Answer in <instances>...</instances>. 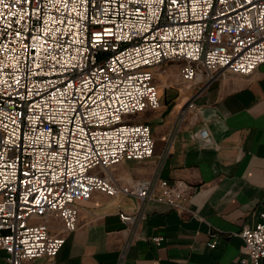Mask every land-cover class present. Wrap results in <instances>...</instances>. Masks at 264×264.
I'll list each match as a JSON object with an SVG mask.
<instances>
[{"label":"built area","instance_id":"obj_1","mask_svg":"<svg viewBox=\"0 0 264 264\" xmlns=\"http://www.w3.org/2000/svg\"><path fill=\"white\" fill-rule=\"evenodd\" d=\"M166 63L203 87L252 75L264 65V0H0L5 264L57 256L65 238L49 221L74 231L79 204L95 192L171 204L173 194L186 196L164 179L127 187L107 173L152 158L151 128L136 117L159 108L154 74ZM241 237L248 257L264 264V226Z\"/></svg>","mask_w":264,"mask_h":264},{"label":"crops","instance_id":"obj_2","mask_svg":"<svg viewBox=\"0 0 264 264\" xmlns=\"http://www.w3.org/2000/svg\"><path fill=\"white\" fill-rule=\"evenodd\" d=\"M167 64L154 74L159 108L146 110L138 121L151 128L153 157L123 162L108 174L123 186L156 175L171 188L187 183L184 209L146 203L131 239L118 214L135 213L140 202L95 192L79 204L75 232H60L59 222L49 221L50 232L64 237L65 244L55 258L31 264H118L129 241L121 264H240L238 233L264 224V65L248 77L226 74L203 87L172 84L169 78L178 76L180 65ZM189 101L195 111L181 120L178 114ZM202 128L209 138L198 137ZM153 236L164 242L156 246ZM213 239L211 250L207 244ZM0 264H5L2 251Z\"/></svg>","mask_w":264,"mask_h":264},{"label":"rangeland","instance_id":"obj_3","mask_svg":"<svg viewBox=\"0 0 264 264\" xmlns=\"http://www.w3.org/2000/svg\"><path fill=\"white\" fill-rule=\"evenodd\" d=\"M170 66V64H167L166 63V65H163L162 67H159L157 70H159V71H163L166 67H169ZM156 70V71H157ZM176 75H177V73H176ZM219 77H217V78H215L214 80H216V79H218ZM213 80V81H214ZM169 82H171L172 84H175V85H177L178 86V84L179 83H183L184 85L186 84V85H195V84H198V85H200L199 83H189V82H187V81H185V80H183L182 79V77H181V74H180V70L178 69V76H173V77H170L169 78ZM212 82V81H211ZM210 83V82H209ZM208 83V84H209ZM202 88V87H201ZM195 108H196V106H195V104L192 102V101H189V102H187V104H186V106H184L182 109H181V111H180V113L178 114V116L181 118V120L187 115V113H188V111H195ZM152 111H155V110H150V111H147V112H145V113H148V112H152ZM145 113H143V114H145ZM142 114V115H143ZM141 114L140 115H138L136 118H137V120L136 121H140L139 120V118L142 116ZM202 129H204V128H202ZM201 130V129H200ZM152 133V132H151ZM199 134V132L197 133V135ZM199 137V136H198ZM200 138V137H199ZM208 138H209V133H208ZM201 139V138H200ZM207 139V138H206ZM167 151V150H166ZM166 151L164 152V154H163V157L162 158H166L168 155H166ZM153 157V156H152ZM151 159V158H150ZM119 165V164H118ZM115 166H117V165H115ZM115 166H113V167H115ZM113 167H111V168H113ZM110 168V169H111ZM109 169V170H110ZM109 170L107 171V173L109 172ZM156 178H160V179H162L159 175H156V176H154L153 178H151V179H144V180H141V181H135V182H132V183H130V184H127V185H124V186H127V187H130V185L133 187V185H135L136 183H139V182H144V181H151V180H155ZM165 180V179H164ZM165 181H167V180H165ZM168 182V181H167ZM115 183H117L116 181H115ZM169 183V182H168ZM118 184V183H117ZM177 184L178 185H180V186H183L185 189H184V194H186V196H180V197H178V198H176L175 199V196H174V194H173V199H174V202H173V204H171V203H168V202H162L163 204H165V205H167L168 207H170L171 209H173V210H183L184 209V207H185V204H186V202L189 200V185L187 184V183H183V182H177ZM119 185V184H118ZM169 185H170V183H169ZM171 185H172V183H171ZM121 186H123V185H121ZM157 190H158V188H157ZM157 192H159V191H157ZM103 194V193H102ZM105 195V194H104ZM107 196V195H106ZM109 197V196H108ZM130 197H133V196H130ZM133 198H135V199H137L139 202H140V207H139V209H138V211H136L135 213H131V214H126V213H124L125 215H127V216H129V217H131V221H122V220H120V218H119V220L124 224V225H126L127 226V228L129 229V231H130V238L131 239H133V238H135L136 237V233H137V228H138V225H139V223H141V221H142V218H143V216H144V207L143 206H145V204L146 203H149V202H142L140 199H138L137 197H133ZM154 201V200H153ZM156 202H159V201H157V200H155ZM151 202V201H150ZM159 203H161V202H159ZM79 212V211H78ZM121 213H123V212H121ZM79 214V213H78ZM120 214V213H119ZM143 215V216H142ZM261 217H264V215L262 214L261 215ZM260 223V222H259ZM258 224V223H257ZM260 224H262L263 226H264V224L263 223H260ZM78 225V216H77V224H76V228H75V230L74 231H72V232H68V234H71V233H73V232H75L76 230H77V226ZM254 227H244V228H242V230L238 233V235L237 236H239V238L242 240V242H243V245H242V247H241V249H240V251H239V254H240V264H257V263H255V262H253L251 259H250V257H248V253H247V251H246V249H245V247H244V241H243V239H242V237H241V234H242V232L245 230V229H253ZM130 239V240H131ZM150 240L156 245V246H160L163 242H164V237H162V236H153V237H151L150 238ZM65 241H66V239H65ZM129 243H130V241H129ZM128 243V244H129ZM128 244L124 247V249H123V251H121V255H120V259H119V262H118V264H121V262H122V260H123V258L125 257V251H126V247L128 246ZM207 247L209 248V249H211V250H213V249H215L216 248V241H215V239H213L212 241H210L208 244H207ZM58 255V254H57ZM56 257V256H55ZM55 257H53V258H55ZM53 258H48V259H53Z\"/></svg>","mask_w":264,"mask_h":264}]
</instances>
